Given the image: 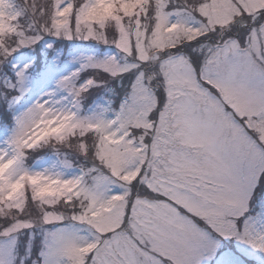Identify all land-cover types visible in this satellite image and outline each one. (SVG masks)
Returning a JSON list of instances; mask_svg holds the SVG:
<instances>
[{"label": "snow or ice", "instance_id": "1", "mask_svg": "<svg viewBox=\"0 0 264 264\" xmlns=\"http://www.w3.org/2000/svg\"><path fill=\"white\" fill-rule=\"evenodd\" d=\"M58 41L117 50L80 57L117 107L79 71L29 102L14 54ZM0 86V264H264V0H22Z\"/></svg>", "mask_w": 264, "mask_h": 264}, {"label": "rangeland", "instance_id": "2", "mask_svg": "<svg viewBox=\"0 0 264 264\" xmlns=\"http://www.w3.org/2000/svg\"><path fill=\"white\" fill-rule=\"evenodd\" d=\"M9 5H11V0H3V2L0 3V12H4V13L12 12V8L9 7ZM46 39L51 41L52 38H46ZM62 42L66 44V49L60 50L59 52H57L56 56L54 57L50 56L47 51L43 54V58H42L43 69L41 70L40 74H38V77H39V80L45 79L47 83H46L44 90H42L41 92H35L36 89L38 88V83L34 85L33 90L30 94V96H33V95L34 96L31 98L29 102L40 97L44 91L50 90L53 87V81L58 79L59 77L70 75L73 72L79 71L80 74L76 78V81L78 84H82L87 79L93 78L94 77L93 71L95 69H92V68L82 69L80 66V57L82 54L95 55L97 58H104L109 55L117 54V50H115L111 45H102V44H97L96 42H82V41H71V42L62 41ZM101 47H103L104 50H106V52L105 54H102V56H98V50L101 49ZM67 49H70L71 52L68 54L69 57L64 59L61 55ZM14 56H16L15 62L19 63L21 67L25 63H31V62H34L35 60V55L31 49H21L17 53H15ZM60 56L62 57L63 60L60 59ZM54 58L58 64V67H56L54 70H50V65ZM33 66H34V63H33ZM32 68L30 69V71H32ZM82 76L85 78H81ZM131 76L132 74L129 73L128 76L118 78L117 80H112V82L109 84L103 83L101 87H94L90 89V91L86 94L85 101L89 99L92 95H94L96 92L101 90L100 93L97 94V96L101 97L102 99L99 102H103L104 100H107L108 103L112 104L113 107H117L118 101L120 99L119 94L127 86V83L129 79L131 78ZM0 91H3L2 86H0ZM114 100L116 101V103H113ZM3 120L4 118L0 119V127L5 126L7 122L10 121V120L9 121L7 120L3 125H1V121Z\"/></svg>", "mask_w": 264, "mask_h": 264}, {"label": "trees", "instance_id": "3", "mask_svg": "<svg viewBox=\"0 0 264 264\" xmlns=\"http://www.w3.org/2000/svg\"><path fill=\"white\" fill-rule=\"evenodd\" d=\"M22 4V0H11V5H9V7L12 8V5H15L16 7H19L20 5ZM55 47H56V50L55 51H49V50H46L44 48V45L43 43L39 44L37 46V49L34 53L35 55V60H34V66L32 68V72L34 73H38L40 68H41V61H42V58H43V54L47 51L48 54L50 56H53L54 54H56L57 52H59L60 50H65L66 49V44H64L63 42H57L55 44ZM99 50H103L104 51V48L101 47V49ZM15 55V54H14ZM17 56V55H16ZM15 56V57H16ZM93 74H94V79L97 80L98 82H103L104 84H109L112 82V79L106 74V73H103L101 71H97V70H94L93 71ZM81 78H85V77H81ZM101 91V90H100ZM100 91L96 92L94 95L100 93ZM92 95V96H94ZM91 96V97H92ZM90 97V98H91ZM89 98V99H90ZM89 99H87L85 102H87ZM84 102V103H85ZM9 115L4 111V107L2 104H0V119H3V121H1L2 123L6 122L8 119H9Z\"/></svg>", "mask_w": 264, "mask_h": 264}]
</instances>
